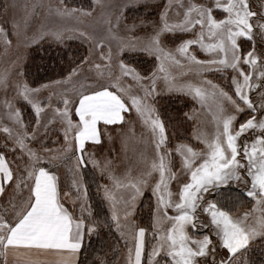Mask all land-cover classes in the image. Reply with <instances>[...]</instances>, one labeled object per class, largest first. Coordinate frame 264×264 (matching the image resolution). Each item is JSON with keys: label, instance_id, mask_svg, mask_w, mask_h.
Segmentation results:
<instances>
[{"label": "snow or ice", "instance_id": "obj_1", "mask_svg": "<svg viewBox=\"0 0 264 264\" xmlns=\"http://www.w3.org/2000/svg\"><path fill=\"white\" fill-rule=\"evenodd\" d=\"M95 4L104 7L101 0H95ZM170 6L171 0L160 15V23L152 22V32L143 38L118 34L122 11L115 15V24L111 15L105 17V38H97L86 31L67 30L77 33L76 38H82L90 47L88 56L73 61L75 67L62 80L50 79L48 83L31 86L25 78L27 69L17 61H12L11 70L0 72V89L6 93L11 88L15 98L34 110L33 120L26 123L20 109L5 99L6 111L0 117V132L5 134L4 143L0 145V201L7 197L6 203L0 202V264H89L85 241H90L94 235L98 237L102 228L114 230L122 241L125 253L122 264H264V47L256 43L259 39V45H264V10H253L250 0L181 4V8L186 7L183 19L170 24L167 11ZM17 7L16 3L5 4L2 14L7 16L10 8ZM22 7L23 18L13 16L4 21L11 25L10 31L0 24V43L5 51L13 46L11 37L14 36L18 47L49 43L41 57L45 71H55L66 57L72 60L64 50L66 40L74 38L72 35H66L65 30H52L42 23L30 30L31 21L43 8L48 9L49 15L59 17L77 13L90 17L93 11L69 8L65 0ZM214 10H220L224 18L217 19ZM148 26L141 22L142 29ZM136 27L133 24L128 31L135 33ZM176 31L192 32L194 39L182 41L175 50L169 49L164 44V36ZM241 38L251 43L250 50L242 49ZM105 39L117 42L115 63L119 75L112 71L114 54ZM193 45H198L208 58L201 60L195 54H189ZM95 49H99L101 61L94 64L96 83L88 87L81 84V90L71 97L65 88L59 96L63 109L55 108L53 119L48 121L52 123L59 118L66 145L63 152H71V157L41 155V152L50 154L52 150L44 146L41 136V129L44 135L49 129L44 123L45 107L37 97L43 90H49L50 107L51 96L56 94L54 86L67 85L78 77L89 64L88 57ZM137 50L158 63V73L165 74L163 79L169 91L190 95L201 107L207 105L212 109L214 135L195 130V139L204 146L199 150L189 144L177 145L174 150L180 157L177 171H173V150L166 147L165 123L153 103L158 74L142 76L124 60L127 52ZM178 56L184 57L190 70L198 75L231 69L232 94L210 80L203 82L208 88L192 83L177 87L174 82H169L168 67L181 63ZM13 76L17 79L13 80ZM250 93H255V99ZM133 112L149 133L155 158L150 168L139 176L128 173L118 177L107 165L101 167L92 159L94 154L88 152L86 145L102 143L106 133L101 131V124L106 130L108 126L131 123L126 121V114ZM245 112L249 118L237 127V114ZM73 113L78 117L75 122ZM195 115V112L186 114L193 120ZM4 119L9 123L3 124ZM249 130L257 133L250 147L247 141L240 143L243 134ZM57 160L66 165L72 162L68 169L72 174L71 189L75 193L72 209L65 206L70 192H62L60 188L55 171ZM89 163L101 167L102 174L106 173L110 181L98 186L108 208V215L102 220L94 217L88 202V189L82 181L81 169ZM154 173L158 174V179ZM171 182L177 185L175 192ZM233 183L243 184V195L253 202L251 209L242 215H233L232 209L219 198L222 188H230ZM145 188H151L156 198L150 226L151 243L146 239L149 230L130 220L131 209ZM239 198L240 194L236 199ZM194 232L200 234L194 236ZM256 248H259V258H255ZM34 253L53 259L33 258ZM81 256L85 259L81 260ZM92 264L111 262L98 255Z\"/></svg>", "mask_w": 264, "mask_h": 264}, {"label": "rangeland", "instance_id": "obj_2", "mask_svg": "<svg viewBox=\"0 0 264 264\" xmlns=\"http://www.w3.org/2000/svg\"><path fill=\"white\" fill-rule=\"evenodd\" d=\"M80 1L86 4L87 3L90 4L91 8L89 10H83V9H79V10H83L85 12L93 11L92 16L90 17L82 16L79 13H77L71 17H59L56 16L55 14L49 15L48 9L43 8L38 10L37 17L31 21L30 30H35L37 27H39L41 23L45 27L50 28L52 30H56V29L65 30L66 35H72L74 37L72 40H78L85 45L87 49L86 56H88L89 47H90L89 43L84 42L82 38H76L77 33L67 30L86 31L90 34L95 35L97 38H105L107 37V25L104 23L105 17L111 15L113 17V24H115V18H114L115 15L120 11H122L123 16L121 17L118 34L122 37H128V38H131L133 35L137 38H143L146 34H150L152 32V22H156L157 24L160 23V15L166 10V6L169 5V0H101V3L104 5V7L101 8L95 4V0H80ZM38 2H43L45 5H47L50 2V0H0V7H1L0 24H3V26L10 31L11 25L4 23V21L10 19L13 16H15L17 19L23 18L25 16V12L22 6L24 4L31 5L32 3H38ZM56 2L57 0H51V3L53 4H55ZM210 2L211 0H203L202 4H208ZM9 3H16L18 7L16 9L10 8L8 15L4 16L2 14L3 7L5 4H9ZM189 3H191L190 0H171V6L167 8L168 22L170 24L179 23L183 19V12L186 10V7L181 8L180 5L183 4L187 6ZM250 3L253 7V10L256 9L264 10V7H262L264 6V0H250ZM137 4L145 5L144 6L145 10H147L148 13L151 14L156 13L157 15L156 16L151 15V17L138 19L135 20L134 22L125 21L124 9L129 5L138 6ZM68 7L73 8L70 6ZM213 14L214 16H216L217 19L224 18V14H222L220 10H214ZM142 21L147 23L149 26L147 28L142 29L141 27ZM133 24L137 26L135 33H131L128 31V28L131 27ZM11 38L13 39V46L9 48L7 51H5L4 45L0 43V72H4L5 69L11 70L12 61H17V63L22 67L23 63H25V61L28 59L26 55L30 47L26 48L23 46V44H21L18 47L16 44V37L13 36ZM188 39H194L192 32L182 33L180 31H176L174 34L166 33L164 36V44L167 48L175 50L182 41ZM239 43L241 44L242 49H244L245 51L251 49V43L246 42L243 38L240 39ZM256 43L259 47H264V45H259V39H257ZM46 44L49 43L46 42ZM105 44L110 46L113 50L114 63H113L112 71L114 74L119 75V69L118 67H116V63H115V61L118 59V57L116 56L117 42L108 41L107 39H105ZM105 51H107V47L105 48ZM43 52L44 51H40L39 54L43 56L42 55L44 54ZM98 53H99V49H95L93 54L88 57L89 64L84 67L83 71L79 73L78 77L73 78V81L71 83L67 85L54 86L53 91L56 94L51 96L50 107H48V103H49L48 97L50 95V91L46 89L39 94L37 99L42 103V106L45 107L44 120H47L45 119V117L48 118V121L52 120L55 108L60 107L61 109H63V104L59 103V96L61 93L64 92L65 88L68 89L67 94L69 97H71L75 94V92L81 90V84H83L85 87H88L96 83L97 76L94 69V64L101 62ZM189 54H195L197 58L201 60L208 58V56L199 49L198 45H193L189 49ZM148 58L152 59V57H148ZM178 59H180L181 61L179 65H171L170 67H168L169 82H174L177 87H180L184 84L192 83L201 87L208 88L209 86L204 84L203 82L210 80L212 81L213 84L218 85L220 88H223L225 91H228L229 94H232L233 88L231 86L230 77L233 73L231 72V69H227L223 72H216V71L201 72L198 75L196 72L190 70V65L184 57L178 56ZM72 67L75 66L74 65L72 66L70 63L69 64L62 63L57 67L55 71L50 70L48 73L50 74L51 77L48 79L46 83H48L50 79H57V80L64 79L69 74ZM157 68H158V63H157ZM105 72H107V69H105ZM156 73L158 74V79L156 81L157 95L153 103L156 111L158 112L161 119L165 123L166 134H167L166 147L173 150V156L171 157L175 165L173 171H177L179 169V162H180V157L176 155L174 151L177 145L189 144L196 147L197 150H199L204 146L198 140L195 139V135H194L195 130L199 129L201 132L207 133L209 136L214 135L215 125L211 119L212 109L207 105L201 107V105L196 100H194L190 95L182 94L177 91H169L167 87V83L163 79L165 74L158 73V70L156 71ZM15 79H17V77L13 76V80ZM139 94L143 95V92H140ZM5 99L12 101L16 107H18L17 106L18 102L21 101L15 98V94L11 88H9L6 93L4 90L0 89V117H3V114L6 111L4 107ZM227 107H229L230 109V106ZM32 111L34 110L32 109ZM193 112H195L196 114L195 120L188 119L186 114L192 115ZM73 114H72V119H73ZM247 118H249L247 112L237 114L236 126L238 127L239 123L245 121ZM76 120H78V117H76L75 120L73 119L74 122ZM126 121H131V123H125L124 125L108 126L106 130H105V126L101 124L99 126L101 128V131L106 133L105 135L102 136V143L100 145L93 146L89 142L88 146L86 145L88 152L94 154L92 156V159L99 162L101 167L107 165L110 171L118 177H123L128 173H130L132 176H139L141 173L145 171L146 168H150L151 163L155 158L154 145L149 142V133L147 129L143 126L142 122L135 116V113L133 112L130 115L126 114ZM2 123L8 124L9 122L6 119H4ZM50 124L51 125H49V128L50 127L55 128V133H54L55 136L54 135L53 136L55 137L54 139L57 143V147H60L61 146L60 140H62V138L64 139L63 125L61 124L58 117H56L54 119V122ZM250 131L251 130H249L244 134H248ZM4 135L5 134L3 132H0V145H3L4 143V139H3ZM109 135L111 136V139H109ZM253 138L254 139L252 141L248 142L249 147L251 146V143L255 140L256 136ZM71 155L72 154L68 155V157H71ZM89 164L92 165L91 163ZM71 166H72V162L68 163L67 165L62 162L61 164L58 165L56 171V174L59 176L60 188L62 192L63 191L70 192V197L68 199H65L64 201L65 206L69 207L70 209H72L71 200L75 196L74 190L71 189L72 174L68 170ZM101 167H95L99 185L109 184L110 181L107 178V174L106 173L102 174ZM154 176L155 178L158 179V174L154 173ZM149 182L151 183V179ZM171 189L173 192L176 191L177 185L175 182H171ZM226 190L240 192L239 190L233 188L232 185L230 188L223 187L219 196L221 201L225 200L226 199L225 197L229 196L225 192L222 193L223 191ZM99 192L102 196L103 195L102 189H100ZM145 192H148L149 194L152 195L151 188H145L144 193ZM240 193L243 195L242 192ZM243 196L246 197L245 195ZM152 197L154 199V208H155L156 198L153 195ZM244 197L240 196L239 200H241L242 202L244 200L250 201V198L246 197L247 198L246 199ZM245 203L246 206L243 205L237 207L234 211H232V214L242 215L244 212L249 211L252 207L253 202H251L249 205L247 204V202ZM105 206L107 208V204ZM134 210L135 207L131 209L132 215L130 217V220L135 223L133 218ZM75 211L76 214L79 215V209L76 208ZM201 231H206V230H201ZM199 234L200 233L197 232L193 233L194 236H198ZM146 239L148 240L149 243L152 242L151 230L148 231ZM121 252L122 253L118 261L121 262L122 264V260L125 254L124 249H122Z\"/></svg>", "mask_w": 264, "mask_h": 264}, {"label": "trees", "instance_id": "obj_3", "mask_svg": "<svg viewBox=\"0 0 264 264\" xmlns=\"http://www.w3.org/2000/svg\"><path fill=\"white\" fill-rule=\"evenodd\" d=\"M191 3L196 4H202L203 0H190ZM67 6L76 8V9H83V10H89L90 4H86L84 2H81L80 0H65ZM138 5V4H137ZM145 5L139 4L138 6L132 5L127 6L124 9V19L125 21L134 22L138 19L148 18L152 16H156L157 14H151L148 13L147 10H145ZM1 8V7H0ZM53 47H55L53 45ZM49 48V44H46V42H42V45L36 46L33 45L28 50V53L26 57L28 59L23 63L22 67L27 69V76L25 77L31 86H39L40 83H46L48 79L51 77L48 73L50 70H43L42 68V61H41V54L40 51H44L45 49ZM38 49V50H37ZM64 50L71 56L72 60H69L67 57L65 58L63 63L71 64L72 66H75V61L80 56H86L87 49L85 45L78 41V40H66L64 45ZM44 53V52H43ZM44 55V54H42ZM151 56L145 55L141 51H129L124 55L125 62L130 66L135 68L138 73H140L142 76H150L152 73L156 72L158 70L157 68V62L154 61L152 58H148ZM46 60V58H45ZM39 69V70H38ZM21 111L22 118L24 121L30 122L34 118V111H32L31 106L28 105L24 101L18 102L17 105ZM75 115L73 114V119L75 120ZM44 123L47 124V127L49 131L47 132V135H44V130L41 129V136L43 137L44 146L51 149L52 152L50 154H45L41 152V155H70L71 152L65 154L63 152V149L66 147L64 139L60 140V147H57V143L55 141V128L50 127V123H48V118L45 117ZM53 119V118H52ZM7 124V123H6ZM54 135V136H53ZM88 146V144H87ZM38 147V146H37ZM59 150V151H57ZM56 164H61V160H57L55 162ZM57 171V168L55 169ZM82 172V181L85 187L88 189V201L92 206L93 215L96 219H104L106 215H108V210L106 208L105 202L102 200V196L98 190L99 181L97 178V172L96 168L92 165L88 164L87 167H84L81 169ZM226 193L227 197L222 202L225 203L228 207L234 211L237 207L247 204L249 205L251 201L244 200L243 202L241 200H237L236 197L238 194H240L241 197H244L240 192L238 191H223L222 193ZM220 198V197H219ZM246 198V197H244ZM247 199V198H246ZM246 206V205H245ZM244 206V207H245ZM154 211V199L151 194L148 192H145L139 199L137 200V203L135 205V210L133 213V218L135 221V224L147 228L149 231L151 230V223H152V214ZM85 247L89 249V254L87 256V260L89 264H92V261L96 259V257L103 256L105 259H107L111 264H115V262L118 261L119 257L121 256V251L123 249L122 241L119 240L118 234L115 233L114 230L109 231L106 228H102L100 230V235L92 236L91 240L85 241ZM116 248H119V251H116ZM255 258H259V248L255 249ZM85 257L81 256V260H84Z\"/></svg>", "mask_w": 264, "mask_h": 264}, {"label": "flooded vegetation", "instance_id": "obj_4", "mask_svg": "<svg viewBox=\"0 0 264 264\" xmlns=\"http://www.w3.org/2000/svg\"><path fill=\"white\" fill-rule=\"evenodd\" d=\"M250 95L255 99V93H250ZM256 135H257V133L254 131H250L248 134H243V136L241 137L240 143H242L244 141H247V142L252 141L254 139L253 137H255ZM232 187L239 190L242 193H243V190L245 188V186L243 184H237V183H233Z\"/></svg>", "mask_w": 264, "mask_h": 264}, {"label": "crops", "instance_id": "obj_5", "mask_svg": "<svg viewBox=\"0 0 264 264\" xmlns=\"http://www.w3.org/2000/svg\"><path fill=\"white\" fill-rule=\"evenodd\" d=\"M0 202H3V203H6L7 202V197L3 198L2 201ZM33 255V258H39L41 260H50V259H53V257L51 256H45V255H38V254H32ZM13 257L11 255H9V260H12Z\"/></svg>", "mask_w": 264, "mask_h": 264}]
</instances>
